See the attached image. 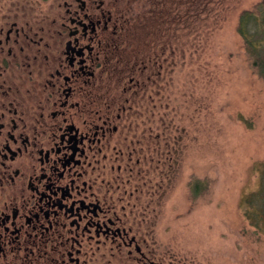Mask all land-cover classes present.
Masks as SVG:
<instances>
[{"label": "rangeland", "instance_id": "rangeland-1", "mask_svg": "<svg viewBox=\"0 0 264 264\" xmlns=\"http://www.w3.org/2000/svg\"><path fill=\"white\" fill-rule=\"evenodd\" d=\"M263 1L117 0L110 7L132 44L124 56L139 60L134 74L123 65L113 73L118 64L110 60L104 78L108 94L132 106L113 143L138 140L131 176L120 174L133 194L122 204L124 223L138 231V264H264L263 230L241 207L264 163V78L237 34L239 15ZM63 2L0 0V27L14 18L47 41L66 17Z\"/></svg>", "mask_w": 264, "mask_h": 264}, {"label": "flooded vegetation", "instance_id": "flooded-vegetation-1", "mask_svg": "<svg viewBox=\"0 0 264 264\" xmlns=\"http://www.w3.org/2000/svg\"><path fill=\"white\" fill-rule=\"evenodd\" d=\"M115 3L64 0L47 41L14 18L0 27V264H138L120 176H131L138 140L113 143L132 106L104 88Z\"/></svg>", "mask_w": 264, "mask_h": 264}, {"label": "trees", "instance_id": "trees-1", "mask_svg": "<svg viewBox=\"0 0 264 264\" xmlns=\"http://www.w3.org/2000/svg\"><path fill=\"white\" fill-rule=\"evenodd\" d=\"M138 21V15L136 16ZM144 25L141 24V27ZM122 25L115 34L116 40H113V46L110 49V60H115L118 64L113 73L122 66V72L134 74L138 69V58L129 60L124 55L132 44H125V30ZM237 34L243 40L246 54L250 60V65L256 74L264 78V1L257 4L253 10L243 11L238 18ZM138 49V45L136 47ZM138 51V50H137ZM142 64L149 61L142 60ZM118 73V71H116ZM117 75V74H116ZM258 171L257 190L247 195L241 200V207L246 218L258 230H263L260 224L264 225V163L256 166Z\"/></svg>", "mask_w": 264, "mask_h": 264}, {"label": "water", "instance_id": "water-1", "mask_svg": "<svg viewBox=\"0 0 264 264\" xmlns=\"http://www.w3.org/2000/svg\"><path fill=\"white\" fill-rule=\"evenodd\" d=\"M140 251H139V248H138V253H139Z\"/></svg>", "mask_w": 264, "mask_h": 264}]
</instances>
